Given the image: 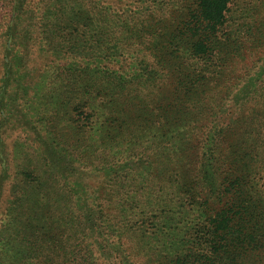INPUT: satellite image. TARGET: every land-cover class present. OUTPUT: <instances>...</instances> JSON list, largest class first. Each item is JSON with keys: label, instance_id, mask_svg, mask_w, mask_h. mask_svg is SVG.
<instances>
[{"label": "trees", "instance_id": "16d2710c", "mask_svg": "<svg viewBox=\"0 0 264 264\" xmlns=\"http://www.w3.org/2000/svg\"><path fill=\"white\" fill-rule=\"evenodd\" d=\"M0 264H264V0H0Z\"/></svg>", "mask_w": 264, "mask_h": 264}, {"label": "rangeland", "instance_id": "374dc122", "mask_svg": "<svg viewBox=\"0 0 264 264\" xmlns=\"http://www.w3.org/2000/svg\"><path fill=\"white\" fill-rule=\"evenodd\" d=\"M173 198H163L157 200L158 206L161 207V209L165 210L166 212L170 209L171 211L175 210L177 208V199L175 198L174 194L172 193ZM175 198V199H174ZM173 200V201H172ZM173 203V205H172ZM174 207V208H173ZM177 218V216H176ZM175 226H177V223L175 221H170L169 224H167V227H165V234H163L161 237L166 236L167 237H175L177 238V229H175ZM173 234V236H172ZM114 241V247L120 246V242L118 243L114 238H112ZM120 248V247H118Z\"/></svg>", "mask_w": 264, "mask_h": 264}]
</instances>
